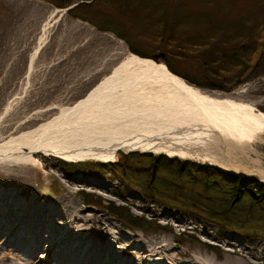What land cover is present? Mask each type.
I'll list each match as a JSON object with an SVG mask.
<instances>
[{"label": "rangeland", "instance_id": "1", "mask_svg": "<svg viewBox=\"0 0 264 264\" xmlns=\"http://www.w3.org/2000/svg\"><path fill=\"white\" fill-rule=\"evenodd\" d=\"M162 1L161 5L170 10L169 16L174 13L175 6L181 3V0ZM205 1L209 0L202 2L206 3ZM219 1L220 10L223 11L221 13L235 17V23L238 24L233 25L241 28L242 39L246 40L249 36V30L242 26L249 25L252 30H257L259 17H262L259 12L260 0ZM113 4L108 6L106 0H98L93 6V12L83 14L87 22L67 14L69 8L76 4L61 9L45 0H0V145L50 122L60 115L63 108L74 107L112 76L118 66L132 55L164 65L168 70L164 61L153 59L156 55L154 52L160 49L158 44L150 42L153 30L140 29L139 23L133 21L134 17L114 12L113 6L116 5L115 2ZM105 13L123 24L124 21H130V29L121 30L119 37L111 32H99L92 23L112 19L107 16L106 18ZM125 16L128 19L125 20ZM189 34L194 35L193 32ZM141 53L146 54V57L141 56ZM175 66L176 72H184L191 78L200 79L195 58L192 57L185 63H176ZM170 73L183 80L177 74ZM187 85L203 95L245 107V110H251L264 123V50L255 68L228 91ZM87 130L83 125L73 123L50 133L49 140L63 145L81 142L83 139L99 142L101 135ZM259 152L264 167L263 145H260ZM131 153L163 156L154 153ZM131 153L118 151L112 162L118 159L119 154ZM34 158L33 165L0 164V219L13 211L10 214L11 222L7 219L9 221L2 222L5 225L0 227V232H4V238L1 236L0 239V247L3 248L0 251L4 252L0 263L10 261L12 264H35L46 251L45 240L49 241L60 232L65 242L73 241L75 245L82 246L83 250L88 244H95V256L91 258L88 253L84 257L92 260L88 264L96 261L100 264L99 260L103 257L99 259L98 256L103 255L104 251L96 254V245H106L107 240H113L110 244L115 254L111 258L114 257L118 262L134 259L135 251L147 259L146 254H141L139 249L143 248L144 241H154L155 247L161 248L152 251V256L149 257L153 259L151 264H165V257H174L177 263L188 262L186 264H194L193 261L196 264H264V240L254 237L253 234L229 229L222 232L215 224L203 222L190 212L169 208L168 203L158 199L148 201L140 192L126 190L125 185L109 168L85 174L68 173V166L64 164L66 160L41 153L35 154ZM182 161L205 164L197 158ZM75 162L78 161L71 163ZM80 162L109 163L94 159ZM251 178L262 182L258 177ZM81 192L101 200L103 206L113 203L115 206L127 208L133 217L144 216L163 229H152L144 233L111 215L104 208L83 203ZM41 202L47 207L61 206L63 214H66L67 207L73 205L79 211L78 219H71L66 215L61 220L48 211L45 217L53 227L43 230L47 232L43 239L39 235L40 230L31 229L27 241L33 247V258L28 259V263L20 261L23 251L17 250L19 245L13 244L8 231L12 229L16 219L31 213L32 203L36 206ZM12 203L18 207L15 206L10 211L9 205ZM26 223L27 220L22 219L21 224H16L22 227ZM17 240L16 244L20 239L17 237ZM78 258H82V254L73 252L69 264H77ZM144 261L141 264H146Z\"/></svg>", "mask_w": 264, "mask_h": 264}, {"label": "bare ground", "instance_id": "2", "mask_svg": "<svg viewBox=\"0 0 264 264\" xmlns=\"http://www.w3.org/2000/svg\"><path fill=\"white\" fill-rule=\"evenodd\" d=\"M250 111L233 102L203 95L172 75L164 65L132 55L118 66L112 76L74 107L63 108L60 115L50 122L1 144L0 164L33 165L34 155L38 153L69 162L87 159L112 162L118 151L140 152L170 158H197L215 168L248 177L255 176L264 182L263 158L259 152L260 145L264 146V123ZM73 123L83 125L91 133H99L101 139L99 142L83 139L67 145L50 142V133ZM32 205L30 214L16 219V223L20 224L22 219L27 220L26 225L20 227L14 222L12 229L8 231L13 244L19 245L17 250L23 251L20 261L27 263L32 257L33 247L27 241L31 229L40 230L39 235L43 239L46 238L44 234H47L43 230L53 227L45 217L48 211L61 220L66 215L76 220L79 216V211L73 205L67 207L66 214H63L58 205L47 207L43 202ZM15 206L17 205L10 204V211ZM10 214L0 219V227L5 225L2 222H11ZM61 214L63 215L60 216ZM3 233L0 232V239L1 236L4 238ZM17 237L20 240L16 244ZM63 239L60 232L49 241L44 239L46 251L35 264H69L73 252L82 254L77 264L92 262L90 258L84 257L88 253L91 258L95 256L94 243L88 244L83 250L82 246L75 245L73 241L67 243ZM110 241L113 240H107L106 245H96V254L104 251L103 255L98 256L99 259L103 257L99 260L100 264H141L144 260L146 264H151L153 259L149 257L152 256V251L161 248H156L154 241H144L143 248L139 251L141 254L144 252L149 259L142 258L135 251L134 259L118 262L114 257L111 258L115 253L111 250ZM3 253L0 251V257ZM165 258V264L188 263H177L174 257ZM193 262L196 264V261ZM97 263L98 261L93 264ZM0 264L12 263L3 261Z\"/></svg>", "mask_w": 264, "mask_h": 264}, {"label": "trees", "instance_id": "3", "mask_svg": "<svg viewBox=\"0 0 264 264\" xmlns=\"http://www.w3.org/2000/svg\"><path fill=\"white\" fill-rule=\"evenodd\" d=\"M45 1L61 9L76 4L67 14L87 22L83 14L93 12V6L98 2ZM106 1L108 6L115 2L114 12L134 17L133 21L139 23L140 29L153 30L150 42L158 44L160 48L154 53L164 55L162 61L170 72L199 88L228 91L255 68L264 50V0H260L259 12L262 17H259L257 30L241 24L242 28L249 30L246 40L241 38V28L233 25L238 24L235 23V17L221 13L223 11L220 10L219 0H209L206 3L203 0H181L171 16L168 15L169 8L161 5L162 0ZM104 16L112 18L111 21L104 19L101 23H92L99 32H111L119 37L121 30L130 29V21H124L123 24L118 19L114 20L109 13ZM127 16L125 20L128 19ZM190 32L194 35L189 34ZM140 55L146 57V54ZM156 55L153 59H156ZM192 57L198 65L199 80L175 70L176 63H185ZM164 156L131 153L119 154L118 159L111 163L64 164L68 166V173L85 174L109 168L125 185L126 190H136L148 201L158 199L168 203L169 208L190 212L203 222L215 224L219 231H242L264 240V182L246 177L245 174L223 172L224 170L208 164ZM80 197L83 203L104 208L111 215L144 233L152 229H163L144 216L133 217L127 208L115 206L113 203L103 206L101 200L94 199L91 194L81 192Z\"/></svg>", "mask_w": 264, "mask_h": 264}, {"label": "water", "instance_id": "4", "mask_svg": "<svg viewBox=\"0 0 264 264\" xmlns=\"http://www.w3.org/2000/svg\"><path fill=\"white\" fill-rule=\"evenodd\" d=\"M74 6H72V7H70L69 9H71V8H73ZM156 59H158V60H163V58H164V55L162 54V53H160V54H157L156 56Z\"/></svg>", "mask_w": 264, "mask_h": 264}]
</instances>
